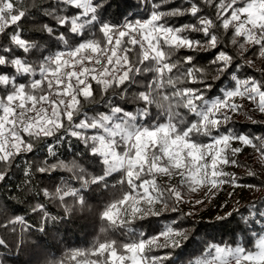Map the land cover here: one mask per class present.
Wrapping results in <instances>:
<instances>
[{
    "label": "snow or ice",
    "instance_id": "1",
    "mask_svg": "<svg viewBox=\"0 0 264 264\" xmlns=\"http://www.w3.org/2000/svg\"><path fill=\"white\" fill-rule=\"evenodd\" d=\"M166 3L168 0L154 3L148 17L139 20L132 18L137 12L128 16L129 10L140 7L133 0H54L46 15L56 27L44 25L41 29L49 38L47 45L24 39L17 28L9 39L24 57L14 56L12 48L2 49L13 58L0 56V66H11L15 74H0V87L5 92L0 96V161L8 162L22 151L34 150L25 134L29 140L55 138L57 144L64 142L69 149L73 145L68 138H74L85 149L79 159L58 161L38 171L66 170L80 188L61 185L54 192H43V196L61 204L65 197H72L83 207L86 202L81 193L91 186L126 189L105 206L100 218L107 226L101 231L123 233L129 242L97 241L90 253H73L74 260L91 255L97 259L90 264H175L172 252L195 241V236L168 225L156 236L145 239V234L137 233L133 227L135 222L149 215H161L170 200L184 202L182 186L193 192L204 186L212 192L225 183L241 186L221 165L237 164L230 157L241 149L231 148L232 141L255 146L253 140L260 139L237 135L227 128V134H220L219 130L229 123V112L241 107L234 102L236 97L256 102L259 111L264 112V82L254 77L241 80L233 71L235 87L208 98L205 94L212 90L213 82L239 64H234L233 55L220 50L212 19L199 17V26L169 24V17H196L202 11L196 3L190 9L162 11ZM204 3L215 4L216 18L225 33L231 29L230 42L238 46L241 56L252 46L258 47L259 55L264 57V0ZM113 4L124 18L123 23L108 19ZM25 16L26 12L16 9L12 0H0V34L10 25L18 26ZM61 28L76 38L72 44L65 32L59 31ZM186 32L203 33L207 44L191 39ZM240 38L243 42H239ZM60 44L64 47L60 48ZM181 49L213 53L210 65L218 66L213 82L204 79V70L193 63L194 56L187 55L182 61L174 59ZM31 56L35 63L29 59ZM18 77L26 78L27 83H17ZM138 78L144 83L138 85ZM93 83L99 90V101ZM135 87L142 90L133 93L130 104L127 94ZM85 104L91 107L85 110ZM101 106L105 111H97ZM201 137H210V142L201 143ZM257 150L264 154V144ZM49 153L55 155L51 146ZM115 175L120 178L114 186L109 180ZM164 177L168 178L167 183L158 182ZM4 178L5 174L0 173V181ZM177 178L178 183L172 184ZM157 204L161 205L160 211L155 210ZM31 211L41 215L42 227L35 231L44 232L48 221L57 219L48 214L43 203L33 205ZM72 211L65 209L66 214ZM246 211L248 215L241 217L245 223L249 219L253 223L264 222V203L257 207L253 202ZM257 216L259 221L255 220ZM14 223L23 226L21 231L32 227L24 216L17 215ZM161 237L163 244L159 243ZM5 244L0 237V247ZM157 247L171 251L163 256L151 255ZM254 247L253 252L240 245L209 244L188 264H264V234L258 236Z\"/></svg>",
    "mask_w": 264,
    "mask_h": 264
},
{
    "label": "trees",
    "instance_id": "2",
    "mask_svg": "<svg viewBox=\"0 0 264 264\" xmlns=\"http://www.w3.org/2000/svg\"><path fill=\"white\" fill-rule=\"evenodd\" d=\"M12 2L16 9L24 10L26 16L18 22V26L10 25L5 29L4 34H0V56H5L8 59H12L13 56L2 51V49L12 48L14 56L24 57V53L15 49L9 39L17 28L24 39L47 45L49 38L47 33L41 32V29L44 25L56 27L55 21L46 15L51 10L50 5L54 0H12ZM133 2L139 4L140 7L129 10L128 16H131L132 12H137L138 15L132 17L133 19H146L152 11L153 4L158 3L159 0H133ZM192 3H196L202 9L196 17L190 14L169 17V24L174 27L182 25L199 26V17L212 19L216 25L214 32L219 39L220 50L233 55L234 64H239L238 68L230 69L221 75L220 79L213 82V78L218 75V66L210 65V61L214 58L212 52L203 49L197 52L181 49L176 53L174 59L178 58L181 61L187 55L194 56L193 63L204 70V79L213 82L212 90L205 95L208 98L220 96L223 90L235 87L233 71L235 76L241 80L254 77L264 82V57L259 55V48L249 46V51L241 56L238 46L230 42L231 29L225 33L217 20L215 4L207 5L204 0H191V2L189 0H168V3L163 5L161 10L190 9ZM67 11L70 14L72 12L71 9ZM108 19L113 23H123L124 18L119 16L115 4L108 11ZM59 31L65 32V35L68 36L64 28L59 29ZM185 35L193 40L201 41L202 44H207V39L201 32H186ZM75 39V37L68 36L69 44H72ZM239 42H243V39L240 38ZM63 47L64 45L60 44V48ZM29 59L35 63L34 56L29 57ZM248 61L251 63H247ZM0 74L14 75L15 72L11 66H0ZM17 83H27V79L18 77ZM142 83L144 81L138 78L137 84ZM93 90L96 92V99L99 101L100 93L94 83ZM139 90L142 89L135 87L127 94L130 104L133 103V93ZM4 94V89L0 87V96ZM235 103L241 107L235 112H229L230 121L219 130L220 134H227L225 132V128H227L237 135L243 134L249 138H260L253 140L255 146L250 145V149L230 157L236 159V165H225L226 167L221 165L224 172L237 178L236 183L241 186L236 187L238 190L244 189V196L242 198L232 197L230 205L224 212L207 216L198 213L194 206L197 201H200L205 186L195 192L182 186L184 202L177 204L170 200L167 209L161 215H149L143 220L136 221L133 225L137 233L145 234V239L156 236L164 231L168 225L173 228L186 229L190 237L194 235L195 241L190 240L182 249H176L172 252V260L175 261V264H188L191 259L201 255L209 244H227L233 247L240 245L247 251L254 252L256 239L260 234H264V222L253 223L249 219L245 223L241 219L242 216L248 215L247 205L256 202L257 207H259L261 203H264V154L257 150L264 144V112L259 111L254 101L249 100L247 102L238 99ZM84 107L87 110L91 106L85 104ZM97 111H105V108L101 106ZM92 114L89 112V115ZM216 134L214 130L213 135ZM59 135L62 136L63 133L61 132ZM68 139L73 145L71 149L64 142L57 144L55 138L52 137L46 140H29L25 134V140L34 144V150L32 152L22 151L8 162L0 161V173L5 174L4 180L0 181V237L6 241V244L0 247V264H90V261L97 259V257L91 255L77 256L74 260L72 258L73 253H90L97 241L104 242L114 239L120 244L129 242L123 233L114 232L111 229L106 232L101 231L107 226L105 221L100 218V214L111 200L116 198L122 190H126L115 186L116 181L120 178L118 175L109 180V183L115 187L105 190L102 187L91 186L89 189L83 190L81 194L86 202L83 207L77 205L72 197H65L61 204L51 197L43 196V192H54L55 188L61 185H65L67 188H80L79 182L70 179L72 173L66 170L38 171L39 168L47 167L58 161L67 163L74 157L79 159L81 154L85 152L83 145L74 138ZM209 142L210 137H201V143ZM50 146L55 155L49 153ZM79 162L87 167L83 160H79ZM89 171L91 172L93 169H89ZM224 179H228V177H224ZM171 183L177 184L178 182ZM230 185L233 184L230 183ZM36 193L38 195L33 199L32 196ZM38 203L45 204L48 214L57 218L54 222L48 221L44 232L34 230L42 227L41 215L31 211V207ZM66 208H71L73 211L66 214ZM173 208L177 210L172 211ZM160 209L161 205L156 211H160ZM228 213L231 215L229 216ZM17 215L24 216L27 224L32 227L21 231L23 226L14 223ZM255 220L259 221V217H255ZM10 221L13 222L10 223ZM132 239H136V237H132ZM159 243H164L163 237ZM169 251L171 250L157 247L153 249L151 255L163 256ZM167 264H171V262H167Z\"/></svg>",
    "mask_w": 264,
    "mask_h": 264
},
{
    "label": "rangeland",
    "instance_id": "3",
    "mask_svg": "<svg viewBox=\"0 0 264 264\" xmlns=\"http://www.w3.org/2000/svg\"><path fill=\"white\" fill-rule=\"evenodd\" d=\"M238 99L249 101L247 98L236 97L234 102ZM231 148H239L240 152L250 149V145H244L238 141H232L230 144ZM225 165H223L224 167ZM226 167V166H225ZM167 177L160 178L158 182H167ZM178 182L177 179H173L171 182ZM217 190V192H216ZM244 189L238 190L236 186L230 185V183L219 184L212 192L208 191V187L205 186L204 193L201 195V203L195 204V210L201 215H213L216 213L224 212L231 203L232 197L242 198L244 196ZM159 209V204L156 205L155 210ZM84 264V263H81ZM247 264V262H245Z\"/></svg>",
    "mask_w": 264,
    "mask_h": 264
},
{
    "label": "built area",
    "instance_id": "4",
    "mask_svg": "<svg viewBox=\"0 0 264 264\" xmlns=\"http://www.w3.org/2000/svg\"><path fill=\"white\" fill-rule=\"evenodd\" d=\"M139 20H145L144 18H139Z\"/></svg>",
    "mask_w": 264,
    "mask_h": 264
}]
</instances>
